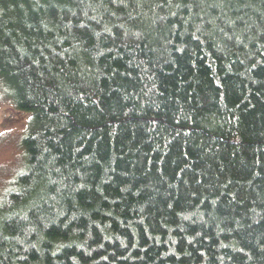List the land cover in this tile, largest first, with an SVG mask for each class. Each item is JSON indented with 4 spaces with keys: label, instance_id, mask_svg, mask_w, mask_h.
Listing matches in <instances>:
<instances>
[{
    "label": "trees",
    "instance_id": "16d2710c",
    "mask_svg": "<svg viewBox=\"0 0 264 264\" xmlns=\"http://www.w3.org/2000/svg\"><path fill=\"white\" fill-rule=\"evenodd\" d=\"M0 80V264H264V0H0Z\"/></svg>",
    "mask_w": 264,
    "mask_h": 264
},
{
    "label": "rangeland",
    "instance_id": "374dc122",
    "mask_svg": "<svg viewBox=\"0 0 264 264\" xmlns=\"http://www.w3.org/2000/svg\"><path fill=\"white\" fill-rule=\"evenodd\" d=\"M29 114L15 109L0 80V199L25 166L21 146Z\"/></svg>",
    "mask_w": 264,
    "mask_h": 264
}]
</instances>
